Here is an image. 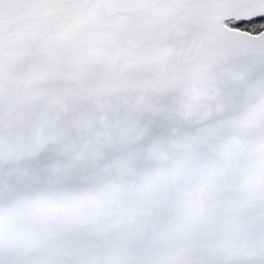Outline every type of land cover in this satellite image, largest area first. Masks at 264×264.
Segmentation results:
<instances>
[{
    "label": "snow or ice",
    "instance_id": "1",
    "mask_svg": "<svg viewBox=\"0 0 264 264\" xmlns=\"http://www.w3.org/2000/svg\"><path fill=\"white\" fill-rule=\"evenodd\" d=\"M0 264H264V0H0Z\"/></svg>",
    "mask_w": 264,
    "mask_h": 264
}]
</instances>
